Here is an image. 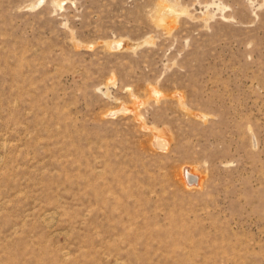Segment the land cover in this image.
<instances>
[{
	"label": "rangeland",
	"instance_id": "374dc122",
	"mask_svg": "<svg viewBox=\"0 0 264 264\" xmlns=\"http://www.w3.org/2000/svg\"><path fill=\"white\" fill-rule=\"evenodd\" d=\"M0 264H264V0H0Z\"/></svg>",
	"mask_w": 264,
	"mask_h": 264
},
{
	"label": "bare ground",
	"instance_id": "6f19581e",
	"mask_svg": "<svg viewBox=\"0 0 264 264\" xmlns=\"http://www.w3.org/2000/svg\"><path fill=\"white\" fill-rule=\"evenodd\" d=\"M126 109L127 110V108L126 107H122V108H120V109H118L117 110V112H119V111H123V109ZM133 109V108H132ZM135 109V108H134ZM135 111V110H134ZM117 112H115V114L117 113ZM124 112H125V110H124ZM136 112V111H135ZM131 113V112H130ZM136 114V113H135ZM114 115V114H113ZM138 118V117H137ZM148 129V128H147ZM155 132H156V130H154ZM157 132H159V131H157ZM153 134H155V133H153ZM155 136V135H154ZM165 135H162V134H157L156 135V137H157V143H158V145L161 147V146H164V145H166L167 144V140L168 139H166L165 137H164ZM154 138V137H153ZM168 143H169V141H168ZM157 145V146H158ZM167 145H169V144H167ZM164 148H165V146H164ZM161 150L163 149V148H160ZM166 149V148H165ZM183 177H184V180H186V178H187V180H188V184H190V185H193L194 184V186L195 185H198V184H200V181H201V178H200V176L194 171V170H191V169H185L184 170V173H183V175H182ZM187 176V177H186Z\"/></svg>",
	"mask_w": 264,
	"mask_h": 264
}]
</instances>
